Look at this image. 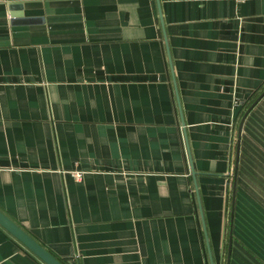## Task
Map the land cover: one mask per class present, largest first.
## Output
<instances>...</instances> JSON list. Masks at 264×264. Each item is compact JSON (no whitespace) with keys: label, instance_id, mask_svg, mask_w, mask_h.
I'll return each instance as SVG.
<instances>
[{"label":"crops","instance_id":"1","mask_svg":"<svg viewBox=\"0 0 264 264\" xmlns=\"http://www.w3.org/2000/svg\"><path fill=\"white\" fill-rule=\"evenodd\" d=\"M262 94L264 0H0V210L64 264H264Z\"/></svg>","mask_w":264,"mask_h":264},{"label":"water","instance_id":"2","mask_svg":"<svg viewBox=\"0 0 264 264\" xmlns=\"http://www.w3.org/2000/svg\"><path fill=\"white\" fill-rule=\"evenodd\" d=\"M264 94H262L263 96ZM261 96V97H262ZM260 97V99H261ZM245 119V118H244ZM244 119L242 120L239 127V138H238V149L240 146V135L243 128ZM201 208V205H200ZM203 227L205 236L208 240L207 229L205 225V220L201 208ZM0 225L7 230L14 238H16L21 244H23L30 252L37 256L45 264H64L59 259H57L53 254L47 251L43 246H41L32 236H30L24 229L17 225L12 219H10L5 213L0 210ZM210 258L213 264V256L210 253Z\"/></svg>","mask_w":264,"mask_h":264},{"label":"built area","instance_id":"3","mask_svg":"<svg viewBox=\"0 0 264 264\" xmlns=\"http://www.w3.org/2000/svg\"><path fill=\"white\" fill-rule=\"evenodd\" d=\"M173 2H183V1H200V2H204L206 0H171ZM74 177L78 180H80L82 178V174L81 173H75Z\"/></svg>","mask_w":264,"mask_h":264}]
</instances>
